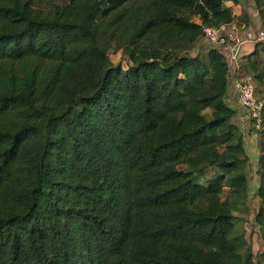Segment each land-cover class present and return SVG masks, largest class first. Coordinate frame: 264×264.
<instances>
[{"label": "trees", "instance_id": "obj_1", "mask_svg": "<svg viewBox=\"0 0 264 264\" xmlns=\"http://www.w3.org/2000/svg\"><path fill=\"white\" fill-rule=\"evenodd\" d=\"M227 1L68 0L48 11L0 0V264H264L234 214L248 155L225 101L227 63L214 47L191 52L203 26L246 28ZM115 20L131 28L125 69L99 41ZM261 44L242 58L256 97Z\"/></svg>", "mask_w": 264, "mask_h": 264}, {"label": "rangeland", "instance_id": "obj_2", "mask_svg": "<svg viewBox=\"0 0 264 264\" xmlns=\"http://www.w3.org/2000/svg\"><path fill=\"white\" fill-rule=\"evenodd\" d=\"M68 0H35L36 5L40 9H46L48 11H53L55 9H59L62 6H65V3ZM264 1V0H263ZM249 2V3H248ZM248 4H246V8L253 12V20L255 23H248L245 22L247 25L246 27L257 28L261 25V21L264 20V12L259 11L256 9V7L248 0ZM245 10V9H244ZM264 10V6H263ZM135 13H129L128 17L133 15ZM118 19V18H117ZM116 19V20H117ZM194 19V17H193ZM116 20L114 23H108L103 27V32L99 37L100 45L103 49H105V52L107 54L108 60L110 65L112 66H119L123 69L127 67V56L124 54V47L126 43V39L129 37L131 33V28H125L127 26H124L122 24H119L117 22V26L115 25ZM197 21V19H194ZM123 29H128L125 32ZM210 47L207 43H205L203 40L199 41V43L191 50L192 53H196L198 51H202L206 48ZM258 49V55L257 57L251 59V61H258L261 60L260 66L258 69V72L264 74V43L259 45L257 47ZM250 61V62H251ZM243 71L248 73H253L249 69L248 63L244 60L243 61ZM257 83V82H256ZM256 92L257 96L261 97L264 93V82L263 84L256 85ZM255 132V130H254ZM256 133V132H255ZM243 137L247 134L244 131V134L242 133ZM256 147V146H255ZM256 152V157L253 156V154ZM250 158L248 157V165H247V184H248V191L247 196L245 198L244 207L241 208L240 212H235L234 214L237 217V227L242 229L245 234V238L247 241V244L250 246L252 254L256 256L259 251L264 249V239L260 236L258 226L254 221V217L256 215V211L258 208L257 201L255 199V192L257 189V176H256V165H257V149H252V153L250 154ZM226 191V189H225ZM226 196V193L223 194V198Z\"/></svg>", "mask_w": 264, "mask_h": 264}, {"label": "built area", "instance_id": "obj_3", "mask_svg": "<svg viewBox=\"0 0 264 264\" xmlns=\"http://www.w3.org/2000/svg\"><path fill=\"white\" fill-rule=\"evenodd\" d=\"M203 41L210 47L217 48L224 56L228 66L229 86L234 80L240 107L246 117V123L259 128L260 113L263 101L255 96L252 78L248 72L243 71V56L250 53L257 43L264 42V27L252 28V34L243 38L236 22L222 24L218 27L203 26ZM241 70L240 76H237ZM228 94V91H227ZM225 96V99L227 97Z\"/></svg>", "mask_w": 264, "mask_h": 264}, {"label": "crops", "instance_id": "obj_4", "mask_svg": "<svg viewBox=\"0 0 264 264\" xmlns=\"http://www.w3.org/2000/svg\"><path fill=\"white\" fill-rule=\"evenodd\" d=\"M247 2L248 0H236L235 2L229 0L226 2V5L231 8L232 14L234 17H238L244 13L247 15V18H249V21H248L249 24L255 23V21L252 18L253 12L247 11L249 10L248 8H246L247 6L246 4L249 3ZM240 33L243 38H248L252 34V29L251 27L248 26L244 28ZM225 101L228 104V106L231 107L235 111V117L233 118V122H235L236 125L239 127L241 133L244 134V131H245L247 134V136L246 135L244 136V148H245V151L248 157L250 158V155L248 154V152L251 154L252 149L256 148L255 147L256 146V133L254 132V130H251L252 129L251 126L246 123L245 113L239 105L238 94L236 90V84H234V80L229 87L228 94H227ZM253 156L256 157V152L253 154Z\"/></svg>", "mask_w": 264, "mask_h": 264}]
</instances>
